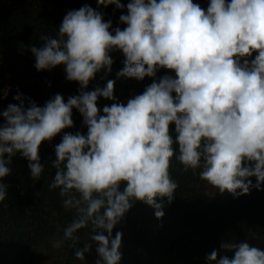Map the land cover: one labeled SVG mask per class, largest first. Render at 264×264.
Returning a JSON list of instances; mask_svg holds the SVG:
<instances>
[{
	"label": "clouds",
	"instance_id": "9594fccd",
	"mask_svg": "<svg viewBox=\"0 0 264 264\" xmlns=\"http://www.w3.org/2000/svg\"><path fill=\"white\" fill-rule=\"evenodd\" d=\"M97 2L125 7L120 0ZM126 8L119 18L126 27L114 34L111 21L84 6L67 12L55 37L42 35L43 47H31L37 71L64 65L79 95L65 103L56 94L41 107L17 94L19 103L0 113V202L7 197L12 158L19 153L31 179L40 180L42 143L74 126L73 109L83 117L87 134L65 133L55 145L49 188L59 189L63 206L76 211L59 243L75 247L79 231L90 227L95 264H120L123 233L113 238V229L136 202L153 207L157 219L164 216L157 198L173 201L174 156L186 172L201 169L200 178L220 194L238 198L264 190V0H210L207 10L193 0H130ZM113 48L126 58L118 76L142 81L167 69L175 77L153 79L126 105L101 110L100 97L115 100V82L84 89L97 72H111ZM92 243L76 249V259L84 261ZM220 249L234 256L213 250L210 264H264V251L247 241H222Z\"/></svg>",
	"mask_w": 264,
	"mask_h": 264
},
{
	"label": "trees",
	"instance_id": "16d2710c",
	"mask_svg": "<svg viewBox=\"0 0 264 264\" xmlns=\"http://www.w3.org/2000/svg\"><path fill=\"white\" fill-rule=\"evenodd\" d=\"M120 2L125 5L123 9L100 6L97 0H0V113L10 103H19L13 99L17 94L41 107L56 94L62 95L65 103L69 97L79 95L80 85L66 79L64 65L37 71L30 49L43 47L40 37H55L67 12L84 6L100 12L104 22L111 21L113 34L117 27L123 30L126 25L119 18L127 15L130 0ZM197 3L207 10L210 0ZM109 55L113 60L111 72L105 69L97 72L84 89L90 92L106 87L109 80L115 82V100L100 97L101 110L117 102L126 105L129 99L142 94L153 79L164 75L175 77L167 69H160L155 78L145 77L142 81L118 76L126 58L116 48ZM72 119V128L62 130L51 142L42 143L39 155L45 171L40 180L31 179L28 161L19 153L12 158V172L4 178L7 197L0 202V264H95L98 259L95 243L88 241L90 227L79 231L81 240L75 247H70L68 241L59 243L76 211L63 206L59 189L49 188L55 175L51 163L55 159V145L65 133L87 134L78 110H72ZM3 123L0 116V124ZM170 134L175 141L174 124L170 126ZM174 148L178 150V145L174 144ZM169 171L178 188L171 204L167 198H157V203L163 204L164 216L157 219L153 207L136 202L113 229V238L117 231L123 233L120 264H210L207 256L213 250L221 256H234V252L220 249L222 241H247L264 251V190L253 188L250 194L238 198L227 192L220 194L200 178L201 169L186 172L175 156ZM250 179L256 182L255 177ZM36 193H40L39 198ZM86 241L92 243V249L81 261L76 259L75 251L82 249Z\"/></svg>",
	"mask_w": 264,
	"mask_h": 264
},
{
	"label": "rangeland",
	"instance_id": "374dc122",
	"mask_svg": "<svg viewBox=\"0 0 264 264\" xmlns=\"http://www.w3.org/2000/svg\"><path fill=\"white\" fill-rule=\"evenodd\" d=\"M194 3H197V0H193ZM216 189H214L213 191H215Z\"/></svg>",
	"mask_w": 264,
	"mask_h": 264
}]
</instances>
